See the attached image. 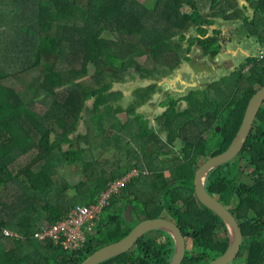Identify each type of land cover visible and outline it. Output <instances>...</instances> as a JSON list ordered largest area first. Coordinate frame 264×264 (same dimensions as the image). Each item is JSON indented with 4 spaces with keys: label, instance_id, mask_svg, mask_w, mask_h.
<instances>
[{
    "label": "trees",
    "instance_id": "1",
    "mask_svg": "<svg viewBox=\"0 0 264 264\" xmlns=\"http://www.w3.org/2000/svg\"><path fill=\"white\" fill-rule=\"evenodd\" d=\"M247 1L255 11L253 19L241 12L237 0H156L154 8L141 0H0V264H81L131 232L130 204L134 224L168 211L195 240L199 261L188 256L183 264H209L227 250L229 229L198 198L195 175L233 143L251 97L264 87V59L245 57L207 90H193L183 99L189 108H181L173 97L162 103L168 109L156 118L166 140L153 133L143 114L120 125L124 109L117 104L122 95L112 88L135 68L141 77H150L151 63L140 65L137 59H167L177 30L195 29L199 36L191 38L193 44L216 58L220 39L204 36L217 19L237 21L245 37L264 47V0ZM98 29L110 30L113 37L98 36ZM92 64L96 72L89 76ZM158 87L152 83L137 90L130 112L153 100ZM86 120L94 133L80 132ZM106 125H120L123 131L108 137ZM250 134L241 154L211 171L206 183L232 207L244 232L241 252L230 264H264V104ZM75 165L82 167L86 181L67 178L66 169ZM134 170L139 176L112 197L104 211L115 212L107 219L101 215L85 246L65 249L34 236L42 222L66 216L78 198L97 202L111 183ZM114 259L119 264L151 263L126 252L101 264Z\"/></svg>",
    "mask_w": 264,
    "mask_h": 264
},
{
    "label": "water",
    "instance_id": "2",
    "mask_svg": "<svg viewBox=\"0 0 264 264\" xmlns=\"http://www.w3.org/2000/svg\"><path fill=\"white\" fill-rule=\"evenodd\" d=\"M190 7L186 8V12ZM214 29V27H212ZM264 104V87H261L250 99L244 114L242 126L229 149L207 160L197 171L195 189L202 203L214 210L225 221L230 234L227 250L209 264H230L238 258L244 242V232L235 214L218 197L207 188L209 174L214 169L235 160L247 144L254 122L260 108ZM220 132L221 128L218 127ZM134 205L130 204L127 216L132 221ZM153 230H165L176 240V252L171 264H183L186 257V237L180 225L165 217L145 218L138 222L131 232L124 238L104 245L92 253L81 264H101L109 259L129 251L146 233Z\"/></svg>",
    "mask_w": 264,
    "mask_h": 264
},
{
    "label": "flooded vegetation",
    "instance_id": "3",
    "mask_svg": "<svg viewBox=\"0 0 264 264\" xmlns=\"http://www.w3.org/2000/svg\"><path fill=\"white\" fill-rule=\"evenodd\" d=\"M187 7H189V6L185 7V11H186ZM190 10H191V8H190ZM240 10H241V12L244 11L241 7H240ZM207 12H208V10H206L204 12V14H206ZM222 22H224V21H222ZM225 23H227V22H225ZM241 26H242V24H239V27H241ZM212 27H214V29L216 28L215 25H211L210 30H214V29H212ZM216 30H219V29H216ZM214 31H213V33H214ZM230 33H233V32L230 31ZM192 34H194V35H192ZM184 35H185V37H184ZM197 36H199V33L195 29L190 30L188 33H185L183 31H180L178 33V30H177L176 33L174 34V36L172 37L173 49L168 50V51H166L168 53H165V55H167L169 57L165 60L163 58H159L160 60H162V62H160L157 58V57H160L159 55H156V58L155 57L153 58V61L151 62V66H152V69H151L152 75H150V78L152 79L151 83H153V84L157 83L158 86H159V84H161L162 88H163L162 91H164L161 93H156L155 96H153V99L154 98L156 99V97H157L155 102H159L162 104L165 102H169L170 99L173 97V98H175L176 101L180 102L179 106L181 108H189L188 101L183 100L184 98L188 97L190 95V93H192L193 90H199V89L202 91L207 90L212 84H214L216 81H218L219 78L222 76V74L220 73L218 75V79L211 81L210 83H208L204 87H197L196 85L188 87L186 84H184V82L179 81L178 85L179 86L182 85V88H178V85H177V86H175L176 87V89H175V87H173V85H171L169 82L163 83L161 77L172 74L179 69L182 70V69H184L185 66L187 68L184 69L182 73H183L185 80H187V81L192 80V78H193V80H196L197 77H200L202 75H206L208 73V69H211L212 72H213V70L215 71V70L220 69V67H218V68H215L213 66L211 67V63L214 62L213 59H216V58H212L210 55H207L205 53L204 49L200 45H198V43L193 44V42L191 41V38L197 37ZM234 37H235V34H233L231 39L228 38V41L232 42L235 39ZM204 38H218L219 39V36L216 35L215 33L212 34L211 32H208L204 36ZM246 38H248V37H246ZM157 43L159 46L158 41H156V44ZM221 43L222 42L220 41V44ZM195 48H197V50ZM257 48H258V46H257ZM157 49H159V48H157ZM223 49H224V45H222V50ZM195 52H197L198 56L192 57L193 56L192 54H195ZM219 54H221V53H219ZM250 57H253V56H250ZM188 59H190V60H188ZM164 61L169 62V63L164 64ZM175 92L179 93V94L185 92V94H183V95L180 94L181 97L177 98L174 96ZM167 109H168V106L165 105V106H163L162 111L165 112ZM122 193H123V190H122L121 194ZM229 209L231 210L230 207H229ZM164 217L175 221L172 217H169V216H164ZM135 225H133V226L131 225V226L134 228ZM162 232L171 234L165 230H162ZM162 232H159V234H161L160 236L153 235L154 237L149 236L152 234V231L146 233L127 252H130L132 257L138 259L139 261L142 258H143V260H145V259L150 260L151 261L150 264H171L173 257L175 255V252H176V240L172 236V234H171V236H163ZM220 233H221L220 235H223V231L220 230ZM184 234L186 237V257H185L183 263L185 262V260L187 259L188 256L192 257L193 260H195V261H199V258H200L199 253H201V251H198L196 249L195 240L188 237L187 233L184 232ZM228 235L230 236V234H228ZM218 237L221 238L220 236H218ZM140 240H142V243L140 242ZM202 252L205 255V252L204 251H202ZM119 261H120V259H114L110 262H107L106 264H119ZM122 264H124V263H122ZM127 264H131V263L128 262ZM136 264H138V263H136ZM198 264H201V263H198Z\"/></svg>",
    "mask_w": 264,
    "mask_h": 264
},
{
    "label": "rangeland",
    "instance_id": "4",
    "mask_svg": "<svg viewBox=\"0 0 264 264\" xmlns=\"http://www.w3.org/2000/svg\"><path fill=\"white\" fill-rule=\"evenodd\" d=\"M141 1L143 3L149 5V7H152V8H154L155 5H156V0H141ZM237 24H238L237 21L225 23V22H222L219 19L216 20V24H215L216 28L214 30L221 29V34H219L218 36H219L220 41L222 42L221 44L224 45V49L221 50V54H219L216 57V59H213L214 62L211 63V67L212 66L215 67V68L220 67L219 70H215V71L213 70V72H212L211 69H208V73L206 75H202L200 77H197L196 80H193V78H192V80H188L187 81V80H185V78L183 76V73H182L183 70L187 68L185 66L184 69H182V70L179 69V70H177L176 72H174L172 74H169V75L161 77L163 83L169 82L171 85H173V87H175V86L178 85L179 81H182L188 87L195 86V85L197 87H204L205 85H207L211 81H214V80L218 79V75L220 73L222 75L227 74V73L231 72L232 70L238 68L244 62V60H245L244 54L238 52V50H237V44H239V43L242 44L241 46H245L244 48L249 53L247 56H253V58H255L257 60H263L264 57L263 58H259V54L257 52L256 43L253 40H250V39L244 37L245 34H246V31L243 30V29H240V30L237 29L236 26L237 27L239 26V24L238 25ZM100 30L101 29L97 30V34L99 33L98 36L104 37L106 39H109V38L113 37V35L110 32V30H102V31H100ZM214 30H210L209 32L214 34L213 33ZM230 31H232L233 33H230ZM233 34H235L236 37H240L242 39L241 40L239 39L236 42L228 41V38L231 39ZM192 35H194V34H192ZM242 40H245L246 42H242ZM195 49L197 50V48H195ZM192 55H193L192 57H197L198 56L197 52H195V54H192ZM137 61H138V63L140 65H149L152 62V60H150L148 58V56L139 57L137 59ZM75 64L78 65L79 62L77 61ZM149 69H152V66H149ZM135 70H136V68H135ZM95 72H96L95 66H94V64H92L91 67H90V70H89V76H93L95 74ZM23 78H25V80L28 81L29 78H30V74H26L25 76H23ZM151 82H152V79L150 77H148V76H146V78H142V80H137V79L133 78V75L132 76L131 75H127L126 83H125L124 88H125L126 91H128V93L130 95H133L134 93H136L135 90H136V85L138 83H142V84L145 85V84L151 83ZM178 88H182V85H180V86L178 85ZM175 89H176V87H175ZM162 92H164V91H162ZM157 93H161V92L158 91ZM180 94L183 95V94H185V92L184 93H180ZM180 94L175 92L174 96L179 98V97H181ZM156 99H157V97H156ZM156 99L154 98L147 105H145L143 108H141L139 110L142 114H145L148 118L154 119V120H155V117H157V116H159L160 114L163 113V111H162L163 104H161L159 102H155ZM130 103H131V101L128 100V104H124L123 103V106L124 107H128ZM155 126H156V123H155ZM155 145H153V146H155ZM177 147H178L177 151H180L181 148H182V144L178 142L177 143ZM120 156H121V158L126 159L124 154H121ZM171 157L172 156H170L169 158H171ZM210 158H212V157H210ZM168 161H170V159ZM247 169H249V167H247ZM198 170H196V173H197ZM66 176H67V178L74 179V180H77L78 177L80 176L82 178L80 181H86V178H85V175H84V171L82 170V167L77 166V165L72 166L70 169H66ZM167 176H170V172H167ZM195 178H196V175H195ZM72 192H74V191H71V193ZM143 198H145V197H143ZM83 200H84L83 197L81 199L78 198L75 203L80 205L81 203H83ZM141 202H142L143 205L146 204L145 201H141ZM229 207L232 208L230 205H229ZM114 212H115L114 208H109V209H106L103 212L102 215H103V217L105 219H107ZM163 215H166V216L168 215L169 217H172L171 214L168 211H164ZM132 221H133V218H132ZM233 264H236V263L234 262Z\"/></svg>",
    "mask_w": 264,
    "mask_h": 264
},
{
    "label": "built area",
    "instance_id": "5",
    "mask_svg": "<svg viewBox=\"0 0 264 264\" xmlns=\"http://www.w3.org/2000/svg\"><path fill=\"white\" fill-rule=\"evenodd\" d=\"M257 52L259 58L264 57V47L259 46ZM136 176H139V172L134 170L123 179L111 183L102 192L97 203L75 206L57 222L41 226L34 236L40 241H53L65 249H78L85 246L88 234L95 232L97 220H100L104 208L110 204L112 197L121 194L123 186ZM4 233L12 234L8 229H5Z\"/></svg>",
    "mask_w": 264,
    "mask_h": 264
},
{
    "label": "crops",
    "instance_id": "6",
    "mask_svg": "<svg viewBox=\"0 0 264 264\" xmlns=\"http://www.w3.org/2000/svg\"><path fill=\"white\" fill-rule=\"evenodd\" d=\"M238 1V4H239V7H241L243 10H244V14L246 15V16H248V17H250V18H252L253 19V17L255 16V11L251 8V5H250V3L247 1V0H237ZM249 4V5H248ZM253 16V17H252ZM236 37V36H235ZM245 37V36H244ZM241 40L242 38H240V37H236L235 38V40L237 41V40ZM248 39H250V38H248ZM250 40H252V39H250ZM236 41H234V42H236ZM242 42H246L245 40H242ZM242 44H237V50H238V52H240V53H242V54H244V56L245 57H247V55L249 54L248 52H247V50L244 48L245 46H241ZM256 46H257V44H256ZM128 75H133V78L134 79H137V80H142V78L143 77H141L135 70H134V72L133 73H130V74H128ZM126 78L127 77H125V79H123V80H121V79H119V80H116L115 82H114V84H113V88H112V91H115V92H118V93H120V95H122L121 97H120V101H119V104H117V106H121V107H123V109H124V111L119 115L120 116V118L123 120L122 121V124H120V125H123V127H124V125L126 124V122L128 121V119L130 118V117H132V118H135L136 117V115L137 114H142L139 110L141 109V108H143V107H141V108H139L137 111H136V113L134 112V113H132V112H130L131 111V108H132V104H133V102H134V100H135V93L133 94V95H130L129 93H128V91H126L125 90V88H124V86H125V83H126ZM152 83H147V84H142V83H138L137 85H136V90H135V92L137 91V90H140V89H142V88H144L145 89V87H147V86H150ZM161 88H162V85L161 84H159V87L158 88H155L154 90H155V92L157 93L158 91H160L161 90ZM163 89V88H162ZM160 92H162V90L160 91ZM153 96H155V95H153ZM128 100H130L131 101V103L129 104V106L128 107H124L123 106V103L124 104H128ZM94 101L92 100V101H90V105H92V103H93ZM132 115V116H131ZM143 115H145V114H143ZM145 117H146V119H148V120H150L151 121V123H152V125L154 126L153 127V129H154V131H153V133L156 135V136H162V139H164V140H166L167 139V134L165 133V132H163L162 130H160L159 128H158V125H157V118L155 117V120L154 119H150V118H148L146 115H145ZM87 118V117H86ZM85 121H83V123H84ZM82 123V126H84V127H80V132L82 133V134H86V132H88V131H90L89 130V124L87 123V120H86V124L84 123L83 124ZM155 123H156V126H155ZM92 125V124H91ZM120 125L118 126V127H115V128H112V126L111 125H106L105 126V130H106V135L109 137V136H111V135H114V134H119V133H121L123 130H121V128H120ZM156 127V128H155ZM90 132H93L94 133V131H90ZM155 136V137H156ZM76 139L77 140H79L80 139V135H78L77 137H76ZM78 178H81L80 176L78 177ZM104 191V190H103ZM102 191V192H103ZM102 194V193H101ZM117 196H120L121 194H116ZM101 196V195H100ZM99 196V197H100ZM99 200V199H98ZM87 202H89V201H87ZM87 202H85V203H81V204H86ZM98 202V201H97ZM97 202H94V203H97ZM128 209V208H127ZM166 218V217H165ZM130 223H131V225L133 226V225H135L134 224V222L133 221H131L130 220ZM44 224H47V222H42L40 225H39V227H41V226H43ZM136 226V225H135ZM40 241V240H39Z\"/></svg>",
    "mask_w": 264,
    "mask_h": 264
},
{
    "label": "clouds",
    "instance_id": "7",
    "mask_svg": "<svg viewBox=\"0 0 264 264\" xmlns=\"http://www.w3.org/2000/svg\"><path fill=\"white\" fill-rule=\"evenodd\" d=\"M258 47L261 46L260 44L257 45ZM263 47V46H262ZM247 57H250V56H247Z\"/></svg>",
    "mask_w": 264,
    "mask_h": 264
}]
</instances>
